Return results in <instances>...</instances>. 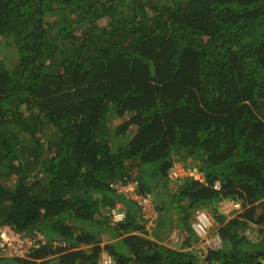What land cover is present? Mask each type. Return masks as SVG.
<instances>
[{"label":"trees","instance_id":"16d2710c","mask_svg":"<svg viewBox=\"0 0 264 264\" xmlns=\"http://www.w3.org/2000/svg\"><path fill=\"white\" fill-rule=\"evenodd\" d=\"M5 48L0 226L46 240L16 264H264V0H0ZM176 162L205 184L170 180ZM129 181L172 183L167 199L211 213L222 248L200 261L150 238L109 193ZM109 195L126 217L102 234Z\"/></svg>","mask_w":264,"mask_h":264},{"label":"rangeland","instance_id":"374dc122","mask_svg":"<svg viewBox=\"0 0 264 264\" xmlns=\"http://www.w3.org/2000/svg\"><path fill=\"white\" fill-rule=\"evenodd\" d=\"M16 61H17V53L14 52L13 50H11L9 48H5V49H2V51H0V63L4 64L7 68H9L11 66V64L15 63V65H16ZM49 138L53 142L58 141L55 133L51 134L50 136H48V135L43 136L42 141L47 142ZM176 163L177 164H174V166L169 171V178H170V180H173L174 182L177 183V181H179L183 178H186V177L183 174V170L179 169L181 163L180 164H179V162H176ZM33 174H38V176L42 175V172L39 171L38 166H36ZM26 182L28 183V182H32V181L29 180ZM117 184H119V183H117ZM135 184H136V188L138 185V190H141L140 182H137V181H129L123 185H127L125 187V189H129V188L133 187ZM172 185H173L172 183H170L168 186H167V184L161 185L159 183H157L154 187L151 185H148V187H149L148 189H150L149 192L151 193L152 200H153V211L155 214L158 215L157 219H155L154 221H151V223H150L149 220H146L142 216V212H141L139 207L136 208L135 210H133L132 212L137 214V209H138V219L137 220L138 221L141 220L142 224L145 227V230L148 232L147 235L150 238L156 240L157 242H159L161 244L165 243V244L169 245L170 243L173 242L175 247L179 249L182 247L183 241H185V239L188 238L190 242L187 241L185 243V245H186L185 247H188V249H185L184 245H183L182 249L187 250L189 252H192L197 257V259L201 261L205 258V254H207V251L209 249H207L205 247L204 243H202V241L199 238L197 240L194 239L195 237H192L190 235L189 230L187 231L186 234L184 233L185 229H187V228L190 229V223L192 222V211H190V214H188V216H187V212L182 214L180 209L177 208L176 204H174L171 201L169 202V199H167L168 194H167V192H165L163 190V188H168ZM113 192H115L119 196V198H124L125 201L134 202V200L132 198V191L131 190L125 191V195L119 194L118 192H116L112 188V191L109 193L111 194ZM141 192H142V190H141ZM110 197H111V203H112V197L114 198L115 202L113 201L114 202L113 206L112 205L111 206L103 205L102 207H100V210H99V214H101L103 220L105 221V225L103 226L104 229L101 231L102 234H106V233L109 234L111 228L115 225V223H113L112 216H110V214H109V210L111 208H113V209L120 208L123 211L125 210V208L122 206V202H121L122 200L121 201L119 199L117 200L114 196L109 195L108 198H110ZM233 205H234V203L231 201H222V202L218 203L217 204L218 215L220 214L221 216H223L225 218V221H229V220L233 219L240 212V207L239 208H233ZM239 206H240V204H239ZM128 214H131V212H128ZM209 214L211 216V222H212V226H211V229L209 231V235L212 236V235L217 233V229L220 227V224H218L215 221V218L212 216L211 213H209ZM185 216H187L186 221L183 220V218ZM244 236L248 240H251L253 242L256 241L257 227H255L251 224H247L245 227V230H244ZM108 238L109 237H107V236L103 237V241L105 240V242H107ZM103 244H104V242L101 243V245H103ZM221 248H222V245H221ZM102 257L103 256L101 255V258ZM101 258L99 260V263H101V261H102ZM0 260H3V259L0 258ZM15 262L16 261L5 262L3 260L1 262V264H16ZM49 264H55V262L51 261Z\"/></svg>","mask_w":264,"mask_h":264},{"label":"built area","instance_id":"2783aa9c","mask_svg":"<svg viewBox=\"0 0 264 264\" xmlns=\"http://www.w3.org/2000/svg\"><path fill=\"white\" fill-rule=\"evenodd\" d=\"M186 178H191L193 181L199 183H204V177L201 172L196 167L190 168V171L183 172ZM129 184V183H128ZM127 185L115 184L112 188L119 194L125 195V191H132V198L134 203L140 208L142 216L151 221L157 219V214L153 211V200L150 192L143 193L141 190H138V185L136 184L129 188L125 189ZM219 183L215 182L213 189L219 190ZM238 203H234L233 208H239ZM110 216H112L113 223L123 222L126 213L120 209L109 210ZM145 220V221H146ZM212 222L211 217L207 211L203 209H195L192 213V222L191 228L196 236L204 243L205 247L211 251L221 249L222 240L218 233L214 235H209ZM46 242L45 238L37 230H34L32 234L22 235L14 231L10 226L3 225L0 226V258L6 261L13 260H26L38 250ZM69 243L66 241L53 240L51 242V248H68ZM100 264H112V258L105 254L101 258Z\"/></svg>","mask_w":264,"mask_h":264},{"label":"crops","instance_id":"0c3cea01","mask_svg":"<svg viewBox=\"0 0 264 264\" xmlns=\"http://www.w3.org/2000/svg\"><path fill=\"white\" fill-rule=\"evenodd\" d=\"M175 164H177V163H175ZM180 164V163H179ZM179 169H181V170H183V172H186V171H190V169H187L185 166L183 167L181 164H180V167H179ZM192 169V168H191ZM203 175V174H202ZM204 177V176H203ZM205 181V180H204ZM169 202H170V200H169ZM181 212H182V214H184V210H180ZM193 213V212H192ZM209 214V213H208ZM210 215V214H209ZM211 217V216H210ZM190 231V235L192 236V237H195L194 239H198V237L196 236V234L193 232V230H192V228H191V223H190V229L189 228H187V229H185V231H184V233L186 234L187 233V231ZM187 237V236H186ZM185 239V238H184ZM183 239V240H184ZM188 238H186L185 239V241H183V245H184V248L185 249H188V247H185L186 245H185V243L187 242V241H189V239L187 240ZM190 242V241H189ZM106 242H104V244H105ZM103 244V245H104ZM191 244V243H190ZM163 245H165V246H167V247H169V248H171V249H173V250H178V251H187V250H184V249H182L183 248V245H182V247L181 248H176L175 247V245H174V243L172 242V243H170L169 245H167V244H163ZM106 253H102L101 255L103 256V255H105ZM205 256H206V254H205Z\"/></svg>","mask_w":264,"mask_h":264},{"label":"clouds","instance_id":"9594fccd","mask_svg":"<svg viewBox=\"0 0 264 264\" xmlns=\"http://www.w3.org/2000/svg\"><path fill=\"white\" fill-rule=\"evenodd\" d=\"M204 210V209H203ZM206 211V210H205ZM13 261H15V260H13ZM13 261H11V262H13Z\"/></svg>","mask_w":264,"mask_h":264}]
</instances>
